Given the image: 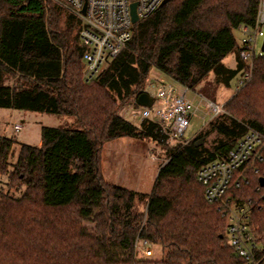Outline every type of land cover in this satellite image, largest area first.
I'll list each match as a JSON object with an SVG mask.
<instances>
[{
    "label": "trees",
    "instance_id": "obj_1",
    "mask_svg": "<svg viewBox=\"0 0 264 264\" xmlns=\"http://www.w3.org/2000/svg\"><path fill=\"white\" fill-rule=\"evenodd\" d=\"M258 7L259 0H170L136 23L128 45L86 82L75 15L53 0H0V109L75 120L43 128L39 147H17L0 135V184L7 179L0 186V264H155L137 258L138 238L162 248L157 264H245L197 174L249 130L264 135V56L253 60L252 80L235 90L226 112L186 143L171 145L159 123L135 125L120 112L137 106L154 70L190 90L211 74L217 86L239 81L248 66L235 31L253 29ZM232 54L234 69L224 65ZM119 138L165 151L149 194L104 178L105 144ZM258 168L249 184L230 190L234 200L257 197L264 162ZM23 188L19 197L10 193ZM252 220L264 234V210Z\"/></svg>",
    "mask_w": 264,
    "mask_h": 264
},
{
    "label": "built area",
    "instance_id": "obj_2",
    "mask_svg": "<svg viewBox=\"0 0 264 264\" xmlns=\"http://www.w3.org/2000/svg\"><path fill=\"white\" fill-rule=\"evenodd\" d=\"M165 0H61L59 3L81 23L79 37L85 50L84 78L89 82L99 76L108 62L116 57L131 41L133 23L131 5L137 3L139 21L150 17L163 6ZM244 34L240 58L248 69L240 77L236 89L250 83L253 77V60L264 56L257 48L259 37H264V0H259L258 14L253 29L242 27ZM151 108H140L142 120L159 123L168 143L178 144L190 127L194 106L186 95H178L164 85L157 88ZM213 118L223 114L222 105L210 102ZM15 131L21 126L16 125ZM188 142V141H187ZM186 143V142H184ZM264 162V135L249 130L224 157L210 162L199 170L198 182L205 188L206 200L219 205L227 220V236L230 246L244 259L245 264H264V234L260 224H255L252 214L264 210V187L256 190L257 197L236 201L229 195L233 188L249 184V173H259L258 165ZM264 178V175L261 176ZM260 178V179H261ZM254 223V224H253ZM137 258L146 260L153 256L151 244L137 239Z\"/></svg>",
    "mask_w": 264,
    "mask_h": 264
},
{
    "label": "rangeland",
    "instance_id": "obj_3",
    "mask_svg": "<svg viewBox=\"0 0 264 264\" xmlns=\"http://www.w3.org/2000/svg\"><path fill=\"white\" fill-rule=\"evenodd\" d=\"M53 1L59 3L61 0ZM235 37L237 43L241 46L244 34L240 29L235 31ZM263 41L264 37L258 38V49L262 48ZM224 65L229 68H235V54L227 57L224 60ZM238 78L232 81L230 87L217 86L214 82V74H211L207 81L194 90L176 84L178 91L176 90L175 92L178 95H186V98L191 101L195 110L189 129L177 143L190 141L195 134L198 135L201 131L207 129L210 120L213 118L210 102L222 105L224 109L223 114L226 112L225 105L234 95L238 86ZM170 82L173 85L171 80ZM139 111L140 108L131 110L127 113L125 119L135 125H140L142 118L138 114ZM132 112L136 114L132 115ZM74 121V118L67 116L0 109V135H2L1 132H4L5 135L2 136L14 139L17 142V147L23 144L39 147L42 144L43 128L71 127ZM15 125H20L21 130L15 131ZM214 137L215 135H211L207 138V145L213 141ZM166 161L165 151L154 142L134 138H119L105 144L103 151V174L108 182L140 193L149 194L153 189L160 167ZM12 162H16V157L12 159ZM2 181L4 185L7 179L4 178ZM5 190L7 189L5 188ZM24 190V188L20 192L11 190L10 193L13 196L19 197ZM151 249L153 256L146 260L157 264L163 258L162 248L151 245Z\"/></svg>",
    "mask_w": 264,
    "mask_h": 264
},
{
    "label": "crops",
    "instance_id": "obj_4",
    "mask_svg": "<svg viewBox=\"0 0 264 264\" xmlns=\"http://www.w3.org/2000/svg\"><path fill=\"white\" fill-rule=\"evenodd\" d=\"M232 69H234V68H232ZM170 80L172 81L173 85L171 84ZM176 84H178V83L176 81H174L173 79H171L170 77H167L164 74L160 73L159 71L154 70L151 74V78L148 81V84H147V87H146L144 93H146L150 97L154 98V94H155L154 91L156 92L157 88L160 87L161 85H164L168 89L175 92L177 90ZM137 108H141V107L138 104H137V106H134V105L125 106L121 110L120 115L122 117L126 118L127 113H129L131 110H135ZM139 113H140V111L138 112V114ZM135 114L136 113L132 112V115H135ZM1 133H2V135H5L4 132H1ZM196 135L197 134H195L194 137Z\"/></svg>",
    "mask_w": 264,
    "mask_h": 264
},
{
    "label": "water",
    "instance_id": "obj_5",
    "mask_svg": "<svg viewBox=\"0 0 264 264\" xmlns=\"http://www.w3.org/2000/svg\"><path fill=\"white\" fill-rule=\"evenodd\" d=\"M170 0H165L163 2V6L166 5ZM136 7H137V3H133L131 5V9H132V18H133V23L136 24L139 22V18L136 12ZM262 51L264 52V41H263V45H262ZM155 99L150 97L148 94L143 93L142 95L139 96V98L137 99V104L142 107V108H151L154 104ZM203 143V140L199 141L197 143V145H200ZM260 185L261 187H264V178L260 179Z\"/></svg>",
    "mask_w": 264,
    "mask_h": 264
}]
</instances>
